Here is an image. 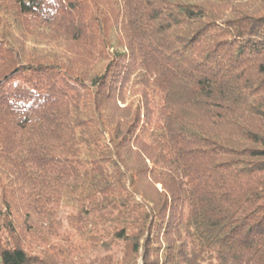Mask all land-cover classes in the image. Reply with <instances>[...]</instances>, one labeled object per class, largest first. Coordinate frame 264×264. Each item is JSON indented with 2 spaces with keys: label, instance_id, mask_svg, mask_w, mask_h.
<instances>
[{
  "label": "trees",
  "instance_id": "1",
  "mask_svg": "<svg viewBox=\"0 0 264 264\" xmlns=\"http://www.w3.org/2000/svg\"><path fill=\"white\" fill-rule=\"evenodd\" d=\"M61 205L116 264H264V0H0V264Z\"/></svg>",
  "mask_w": 264,
  "mask_h": 264
},
{
  "label": "rangeland",
  "instance_id": "2",
  "mask_svg": "<svg viewBox=\"0 0 264 264\" xmlns=\"http://www.w3.org/2000/svg\"><path fill=\"white\" fill-rule=\"evenodd\" d=\"M30 214L42 236L40 239L31 236L23 244L43 261L42 264H105L106 261L116 264L121 259H132L131 247L126 248L123 241H115L111 228L87 226L83 217H76L73 206L61 205L55 215ZM21 215L28 216L25 212Z\"/></svg>",
  "mask_w": 264,
  "mask_h": 264
}]
</instances>
